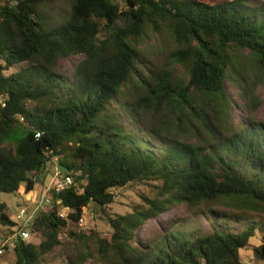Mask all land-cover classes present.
I'll return each instance as SVG.
<instances>
[{
	"label": "trees",
	"instance_id": "16d2710c",
	"mask_svg": "<svg viewBox=\"0 0 264 264\" xmlns=\"http://www.w3.org/2000/svg\"><path fill=\"white\" fill-rule=\"evenodd\" d=\"M161 36L171 43L166 66L146 53L147 39ZM243 50L264 82V6L245 0H0V236L18 226L2 194L36 190L55 157L61 178L72 181L44 186L49 205L31 221L35 238L15 239L12 264L56 259L63 234L75 252L67 264H243L249 247L251 264H260L264 124L234 126L226 86L242 84ZM241 96H250L244 87ZM141 184L154 194L112 212L120 191ZM222 203L257 220L242 225L239 214L215 209ZM181 204L198 215L211 210L217 221L229 217L239 230L224 221L207 234L171 229L137 241L145 223ZM24 206L34 204L23 198L17 212ZM93 207L108 236L81 229ZM254 236L259 243L251 244Z\"/></svg>",
	"mask_w": 264,
	"mask_h": 264
},
{
	"label": "rangeland",
	"instance_id": "374dc122",
	"mask_svg": "<svg viewBox=\"0 0 264 264\" xmlns=\"http://www.w3.org/2000/svg\"><path fill=\"white\" fill-rule=\"evenodd\" d=\"M218 1V0H216ZM231 1V0H228ZM247 6H264V0H245ZM57 13V12H56ZM171 43L167 36L156 37L153 39H147L146 42V53L147 57L150 61L154 62L160 66H166L170 64L169 59V50ZM239 72L236 73V77L242 80V84L234 82L232 79H227V93L233 101V106L230 108V118L233 121V125L236 126L240 124L242 121H247L248 123L252 122H260L264 124V82L262 81V74L258 71L254 65L251 54L248 50H243L239 54ZM72 62L69 60H64L62 62V67L66 69H71ZM173 69H175V73L177 77H182L181 75L184 72V68L181 65L174 64ZM241 75L247 77L246 80L241 78ZM246 88L248 90L247 97H253L254 103L251 101V105H246L247 97L243 98L241 96L242 89ZM148 119L151 121L150 116L148 115ZM177 129H173L171 132L173 135ZM179 131L176 133V136ZM187 131L180 132V137L185 140L196 141V134H188ZM154 147H157L156 144H152ZM159 147H157L158 149ZM56 158V157H55ZM53 158L52 162H58L57 159ZM244 168V167H243ZM244 170V169H243ZM56 171V163H52L50 165L47 172L46 179L44 180V174L40 176L38 179V188L29 193L25 192L23 186L19 188V194L24 199L27 200H37L38 197L43 191L44 186L48 187L51 184V176L50 174H54ZM51 178V179H50ZM43 179V180H42ZM142 194L153 195V188L149 184H141L136 186H131L126 191H120L116 197V201L111 205L112 212L114 213H126L131 210V205L136 204L142 201ZM17 194H8L4 193L1 195L2 199L6 201L7 208L6 212L12 217L16 218L18 204L23 200ZM94 209L87 208L85 212V226L80 227L81 229H85V231H89L91 228L98 229L103 235L108 236L110 228L107 226L100 218L99 211L95 207ZM216 210L220 212H225L227 215H236L239 214L242 219V225H247V223H251L256 219V216L245 211H239L235 207L229 206L227 203L219 204L215 207ZM203 215L195 214L193 211L188 210L185 205L181 204L176 206L171 211L163 213L158 219L150 220L145 223L137 232L136 239L139 242H146L152 240L156 237L164 235L165 232L174 229H180L190 233H199V234H207L213 232L217 225L216 222H224L226 221L229 227L235 231H238L239 228L236 227L237 223L234 220H229V217L217 216L219 220L217 221L215 217H213L211 210H206ZM253 219V220H251ZM250 221V222H248ZM63 241V246L61 250H63V254L57 256L56 259H51L45 264H67V259L69 257L75 256V252L73 249V242L67 238V234H63L61 236ZM35 237L33 236V239ZM259 236H254L251 238V244L259 243ZM243 256V264H251V257L253 254L252 248L244 249L241 251ZM14 259L13 253H8L5 256L0 258V264H12ZM86 264H98L93 261H89Z\"/></svg>",
	"mask_w": 264,
	"mask_h": 264
},
{
	"label": "built area",
	"instance_id": "2783aa9c",
	"mask_svg": "<svg viewBox=\"0 0 264 264\" xmlns=\"http://www.w3.org/2000/svg\"><path fill=\"white\" fill-rule=\"evenodd\" d=\"M0 105L2 107L6 106V97L4 95H0ZM57 164V163H56ZM58 180V184H56V188L62 189L68 184H70L71 178L66 177L64 179L61 178V171L59 169H56L52 176L51 184L48 185L47 190L51 189V187L54 186V181ZM37 200L31 201V203L34 204V207L32 209H29L30 207L24 206L20 208L17 212L16 219L18 221V226H16V231L11 236H0V258L2 256L7 255L8 253L13 252V250L16 247L15 239L19 238L22 240L30 241L33 239V233L30 228L31 221L33 220L35 216V212L38 209L46 208V206L49 205L48 199L42 194L38 197H36ZM66 208H63L60 212L61 217H64L66 215ZM81 225H85V215L82 218ZM260 264H264V259L261 260Z\"/></svg>",
	"mask_w": 264,
	"mask_h": 264
},
{
	"label": "crops",
	"instance_id": "0c3cea01",
	"mask_svg": "<svg viewBox=\"0 0 264 264\" xmlns=\"http://www.w3.org/2000/svg\"><path fill=\"white\" fill-rule=\"evenodd\" d=\"M54 162H55V161H54ZM50 176H51V178H52L53 174H50ZM51 178H50V179H51Z\"/></svg>",
	"mask_w": 264,
	"mask_h": 264
},
{
	"label": "clouds",
	"instance_id": "9594fccd",
	"mask_svg": "<svg viewBox=\"0 0 264 264\" xmlns=\"http://www.w3.org/2000/svg\"><path fill=\"white\" fill-rule=\"evenodd\" d=\"M55 159H57V158H55ZM55 161H56V160H55ZM56 163H57V162H56ZM40 195H41V194H40ZM40 195H39V196H40ZM32 240H33V239H32Z\"/></svg>",
	"mask_w": 264,
	"mask_h": 264
}]
</instances>
